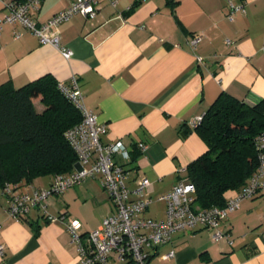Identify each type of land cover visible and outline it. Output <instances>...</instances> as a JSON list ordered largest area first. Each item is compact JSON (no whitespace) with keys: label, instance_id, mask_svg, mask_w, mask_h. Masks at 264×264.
<instances>
[{"label":"crops","instance_id":"1","mask_svg":"<svg viewBox=\"0 0 264 264\" xmlns=\"http://www.w3.org/2000/svg\"><path fill=\"white\" fill-rule=\"evenodd\" d=\"M8 1L0 0V15L7 11ZM72 1L41 0L30 17L41 24ZM114 1L97 0L94 17L75 13L59 24L60 43L72 50L69 58L41 43L21 23H3L0 83L10 81L18 87L44 74L69 83L75 76L85 105L106 124L101 142L119 139L128 152L127 186L145 176L150 182L147 194L155 198L186 177L187 164L207 148L188 124L190 119L203 115L221 91L249 104L264 97V0ZM229 2L244 7L231 20L226 16ZM194 34H201V39L191 47L188 39ZM139 142L146 145L143 150ZM115 160L123 162L121 155ZM78 166L75 161L73 168ZM51 176L18 186H47ZM235 190H226L224 198ZM6 202L0 195V264L75 261L62 218L49 221L33 208L15 220ZM46 209L78 218L85 233L115 208L98 177L50 197ZM263 213V195L244 198L219 225L229 241L214 240L204 227L177 231L152 249L146 264H264ZM138 216L163 219L164 201L153 200ZM170 250L174 253L165 256ZM106 264L138 263L111 256Z\"/></svg>","mask_w":264,"mask_h":264},{"label":"built area","instance_id":"2","mask_svg":"<svg viewBox=\"0 0 264 264\" xmlns=\"http://www.w3.org/2000/svg\"><path fill=\"white\" fill-rule=\"evenodd\" d=\"M40 2L41 0L4 2L7 11L0 15V28L5 22H19L34 33L41 43L51 44L65 58L71 57L72 50L60 43L59 24L75 13L94 17L97 0H73L45 22L37 24L30 17V11L37 9ZM110 2L114 4L115 1ZM238 11H244L243 5L229 2L227 18L233 19V13ZM200 39L201 34H194L188 39V44L195 47ZM225 41L230 43L228 38ZM260 50L264 53V45ZM57 86L81 114L80 120L64 131L65 140L75 152L79 166L69 172L52 174L47 186H31L27 190H21L17 183L6 181L0 188V195L6 197V211L15 220L22 219L33 208L39 209L49 221L62 218L76 251V259L72 264H106L111 256L123 263L146 264L152 249L168 242L172 233L195 227L208 229L214 240L229 241L228 233L219 228L221 221L239 206L242 199L257 194L264 196V130L254 137L257 156L255 171L240 188L225 198L223 205H198L195 186L186 177L178 179L171 189L153 198L147 194L150 182L145 176L137 177L133 187L127 186L129 170L126 164L130 161L128 152L119 139L101 142L100 135L106 132V124L100 122L96 114L85 105L76 77L72 76L69 83L57 81ZM201 118L202 115H197L188 124L195 127ZM145 146L142 142L138 143L141 150ZM116 155H121L123 162L116 161ZM98 177L115 209L105 215L97 227L82 233L78 218H65L64 215H53L47 211L46 204L50 197L79 185L88 178ZM155 199L164 201L165 217L153 219L138 216ZM1 250L0 244V252ZM173 253L170 250L165 256Z\"/></svg>","mask_w":264,"mask_h":264},{"label":"trees","instance_id":"3","mask_svg":"<svg viewBox=\"0 0 264 264\" xmlns=\"http://www.w3.org/2000/svg\"><path fill=\"white\" fill-rule=\"evenodd\" d=\"M80 117L51 74L18 87L0 83V188L6 181L28 183L71 171L76 154L64 131ZM194 130L207 148L187 164L186 178L195 186L198 205H223V193L240 188L257 167L254 137L264 130V97L249 104L221 91Z\"/></svg>","mask_w":264,"mask_h":264},{"label":"rangeland","instance_id":"4","mask_svg":"<svg viewBox=\"0 0 264 264\" xmlns=\"http://www.w3.org/2000/svg\"><path fill=\"white\" fill-rule=\"evenodd\" d=\"M33 100H34V102H35V105H36L38 108L41 107L42 104H41V103L39 104L37 98H34Z\"/></svg>","mask_w":264,"mask_h":264}]
</instances>
